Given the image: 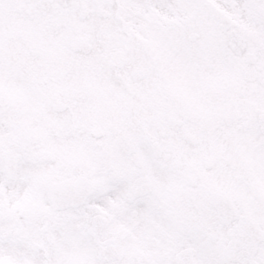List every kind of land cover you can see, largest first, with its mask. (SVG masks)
<instances>
[{
	"label": "snow or ice",
	"instance_id": "obj_1",
	"mask_svg": "<svg viewBox=\"0 0 264 264\" xmlns=\"http://www.w3.org/2000/svg\"><path fill=\"white\" fill-rule=\"evenodd\" d=\"M0 264H264V0H0Z\"/></svg>",
	"mask_w": 264,
	"mask_h": 264
}]
</instances>
